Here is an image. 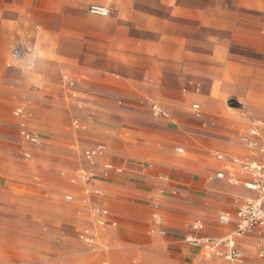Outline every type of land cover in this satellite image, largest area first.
Wrapping results in <instances>:
<instances>
[{"label":"crops","instance_id":"crops-1","mask_svg":"<svg viewBox=\"0 0 264 264\" xmlns=\"http://www.w3.org/2000/svg\"><path fill=\"white\" fill-rule=\"evenodd\" d=\"M40 54L62 62L36 63ZM45 68L72 73L110 131L83 151L92 179L81 199L100 227L81 231L85 244L101 231L160 264H231L186 240L231 238L235 212L256 197L233 160L264 163V0H0V81L19 75L14 92L33 94ZM149 106L153 126L138 116ZM233 239L236 264H262L264 226Z\"/></svg>","mask_w":264,"mask_h":264},{"label":"rangeland","instance_id":"rangeland-1","mask_svg":"<svg viewBox=\"0 0 264 264\" xmlns=\"http://www.w3.org/2000/svg\"><path fill=\"white\" fill-rule=\"evenodd\" d=\"M38 60L62 62L42 54ZM35 73L33 94L14 92L12 85L23 80L19 75L8 77L6 85L0 81V264H160L156 252L115 248L105 232L95 231L93 245L85 244L80 233L94 231L98 216L81 199L92 179L83 151L99 137L108 140L110 131L94 121L97 109L76 89L72 73ZM159 79L153 73L146 81ZM19 93L35 99L15 102ZM51 95L55 104L46 101ZM74 97L90 103L77 104ZM150 107L140 108L138 116L153 126Z\"/></svg>","mask_w":264,"mask_h":264},{"label":"built area","instance_id":"built-area-1","mask_svg":"<svg viewBox=\"0 0 264 264\" xmlns=\"http://www.w3.org/2000/svg\"><path fill=\"white\" fill-rule=\"evenodd\" d=\"M89 13L100 17L108 16V11L99 6H91ZM193 109L197 110L198 106H194ZM252 146H256V144H252ZM259 150L264 152V145ZM94 154L95 152H86V157ZM233 164L239 166L251 177V183L247 187L256 193V197L244 200L235 212L233 236L224 239H187L186 242L193 248L203 249L207 257L214 256L236 264L244 258V254L236 249L233 238H242L255 228L264 226V163H242L239 160H233ZM218 177L222 178V175L220 174ZM231 219L230 213H224L219 218V222L222 225H227ZM194 228H200V226L196 225ZM85 240L90 242L87 237ZM257 257L264 264V244L257 251Z\"/></svg>","mask_w":264,"mask_h":264},{"label":"bare ground","instance_id":"bare-ground-1","mask_svg":"<svg viewBox=\"0 0 264 264\" xmlns=\"http://www.w3.org/2000/svg\"><path fill=\"white\" fill-rule=\"evenodd\" d=\"M194 107V106H193Z\"/></svg>","mask_w":264,"mask_h":264}]
</instances>
